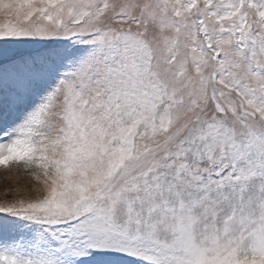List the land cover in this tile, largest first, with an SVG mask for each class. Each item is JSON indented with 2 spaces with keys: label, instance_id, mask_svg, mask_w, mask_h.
<instances>
[{
  "label": "snow or ice",
  "instance_id": "snow-or-ice-1",
  "mask_svg": "<svg viewBox=\"0 0 264 264\" xmlns=\"http://www.w3.org/2000/svg\"><path fill=\"white\" fill-rule=\"evenodd\" d=\"M0 264H264V0H0Z\"/></svg>",
  "mask_w": 264,
  "mask_h": 264
},
{
  "label": "rangeland",
  "instance_id": "rangeland-1",
  "mask_svg": "<svg viewBox=\"0 0 264 264\" xmlns=\"http://www.w3.org/2000/svg\"><path fill=\"white\" fill-rule=\"evenodd\" d=\"M35 187L33 177L22 166L0 167V201L34 197Z\"/></svg>",
  "mask_w": 264,
  "mask_h": 264
}]
</instances>
